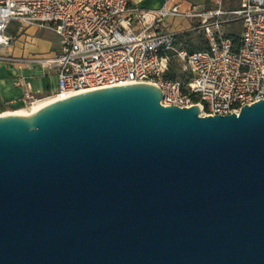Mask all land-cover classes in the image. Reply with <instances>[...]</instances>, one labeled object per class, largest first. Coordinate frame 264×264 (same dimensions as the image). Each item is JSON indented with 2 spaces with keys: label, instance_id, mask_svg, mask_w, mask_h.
<instances>
[{
  "label": "water",
  "instance_id": "obj_1",
  "mask_svg": "<svg viewBox=\"0 0 264 264\" xmlns=\"http://www.w3.org/2000/svg\"><path fill=\"white\" fill-rule=\"evenodd\" d=\"M134 83L0 115V264H264V100Z\"/></svg>",
  "mask_w": 264,
  "mask_h": 264
},
{
  "label": "built area",
  "instance_id": "obj_2",
  "mask_svg": "<svg viewBox=\"0 0 264 264\" xmlns=\"http://www.w3.org/2000/svg\"><path fill=\"white\" fill-rule=\"evenodd\" d=\"M238 2L236 10L193 11L179 4L143 10L127 0H0V49L12 45L7 35L11 23L53 33L58 53L28 62L56 71V100L148 83L161 90L163 107L196 105L204 117L238 115L242 107L264 100V0ZM168 17L198 18L206 49H182L177 41L182 33L164 30ZM236 22L237 47L224 32ZM173 60L188 73V81L164 78ZM7 61L0 55V62ZM21 102L28 111L37 100L25 93ZM0 107V115L11 111L10 102Z\"/></svg>",
  "mask_w": 264,
  "mask_h": 264
},
{
  "label": "crops",
  "instance_id": "obj_3",
  "mask_svg": "<svg viewBox=\"0 0 264 264\" xmlns=\"http://www.w3.org/2000/svg\"><path fill=\"white\" fill-rule=\"evenodd\" d=\"M129 5L143 10H158L164 5H180L181 10L192 9L199 11L203 9L202 4H195L193 0L181 2L180 0H127ZM179 18V17H173ZM168 17L165 20V31L170 24L173 26L169 33H184L188 31V23L178 24L177 19ZM172 19V20H171ZM170 23V24H169ZM12 23L7 29V35L12 38V45L8 49H0V55L9 57L10 61L0 62V102L11 103V110L21 109L22 97L30 93L41 102L51 101L57 92V76L54 69H46L40 64H30L28 61L34 58L43 59L59 51L58 38L51 32L45 35L35 27L22 28L18 23ZM177 26V27H176ZM11 28V29H10ZM10 29V30H9ZM56 41V42H55ZM56 43V48L54 44ZM52 70L48 75V72ZM21 80V84L17 81ZM38 103V104H39Z\"/></svg>",
  "mask_w": 264,
  "mask_h": 264
},
{
  "label": "rangeland",
  "instance_id": "obj_4",
  "mask_svg": "<svg viewBox=\"0 0 264 264\" xmlns=\"http://www.w3.org/2000/svg\"><path fill=\"white\" fill-rule=\"evenodd\" d=\"M193 2L195 4H202L204 6L203 10L215 9V8L220 7L225 11L226 10L229 11V10H236L239 7L238 0H193ZM173 19H177L179 26L181 23H188L187 28L189 30L180 34L178 36V39H177L178 43L181 44L182 49L187 50V51H195V50L199 49L200 47L206 46V41H205V37L203 35V32L199 29L200 23H199L198 18L188 19V18H184V17H179V18H173ZM169 20H166V22H170ZM171 25L172 24H170L169 28L166 29V32L173 30V26H171ZM233 25L234 26L235 25L240 26V23L236 22ZM13 26L14 27L16 26L15 23H12V27ZM238 26H236V27H238ZM227 27H228V25L225 26L224 32H226ZM25 28H30V27H25ZM38 30H40V29H38ZM42 32L45 35L50 34L49 31H42ZM56 47L57 46L55 43L54 48H56ZM173 62L177 65L178 69L180 70V74L182 75L179 78L183 81L188 80V78H189L188 73L183 70L182 66L178 62H176L174 60H173ZM47 72L48 73L46 75H48L50 72H52V70L47 71ZM20 110H22V108L21 109H15V111H20ZM11 112H14V110H11ZM201 113L202 112H200V114Z\"/></svg>",
  "mask_w": 264,
  "mask_h": 264
},
{
  "label": "trees",
  "instance_id": "obj_5",
  "mask_svg": "<svg viewBox=\"0 0 264 264\" xmlns=\"http://www.w3.org/2000/svg\"><path fill=\"white\" fill-rule=\"evenodd\" d=\"M233 24H235V23H231V24L228 25L225 33H226V36L232 41L233 45L235 47H237L238 46V41H239V35H240V26H238V25L234 26ZM236 26H238V27H236ZM205 49H206V46L205 47H200L197 50H205ZM189 52H192V51H189ZM180 76H182L180 74V70L178 69L177 65L173 61H171L170 64H169L168 71L164 75V78L165 79H169V80H178V79L181 80L179 78ZM186 81H188V80H186ZM0 108L4 109V107H0Z\"/></svg>",
  "mask_w": 264,
  "mask_h": 264
},
{
  "label": "bare ground",
  "instance_id": "obj_6",
  "mask_svg": "<svg viewBox=\"0 0 264 264\" xmlns=\"http://www.w3.org/2000/svg\"><path fill=\"white\" fill-rule=\"evenodd\" d=\"M57 98L53 97V99L51 101H45V102H41L39 103L40 101H37L35 102V104L32 106V108L28 111L22 109L20 111H14V112H7V113H4L3 115H16V114H21V115H30L32 113H34L35 111H37L38 109H40L41 107L55 101ZM39 103V104H38ZM27 112V113H26Z\"/></svg>",
  "mask_w": 264,
  "mask_h": 264
}]
</instances>
